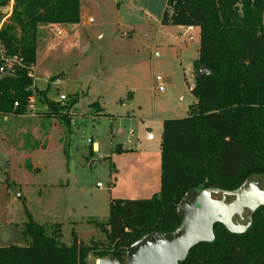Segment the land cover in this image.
I'll use <instances>...</instances> for the list:
<instances>
[{
  "label": "rangeland",
  "instance_id": "rangeland-1",
  "mask_svg": "<svg viewBox=\"0 0 264 264\" xmlns=\"http://www.w3.org/2000/svg\"><path fill=\"white\" fill-rule=\"evenodd\" d=\"M79 5L76 23L37 25L33 65L35 86L48 85L49 98H78L70 130L37 104L34 114L0 116V246L26 245L25 210L39 224L60 223L65 244L71 232L86 243L104 242L90 222L107 219L112 198L158 193L162 121L186 116L195 101L190 63L199 29L161 24L166 0ZM95 101L102 110L91 106ZM258 177L264 187V174ZM245 220L243 214L239 222ZM97 260L87 256L88 264Z\"/></svg>",
  "mask_w": 264,
  "mask_h": 264
},
{
  "label": "trees",
  "instance_id": "trees-1",
  "mask_svg": "<svg viewBox=\"0 0 264 264\" xmlns=\"http://www.w3.org/2000/svg\"><path fill=\"white\" fill-rule=\"evenodd\" d=\"M9 1L0 0V20ZM79 18V0H13L0 37L8 53H19L32 65L37 25ZM160 22L197 27L199 47L192 62L195 101L186 116L162 121L158 193L110 199L107 219L90 222L104 233L102 243H86L71 232L72 241L65 244L60 223L39 224L25 210L21 233L27 243L0 246V264H88L89 254H111L123 263L133 241L179 225L175 207L189 188L231 190L264 174V0H166ZM203 68L208 72L198 74ZM31 84L24 67L0 75V116L26 114ZM48 90L35 86L42 115L70 130V110L78 98L60 102L49 98ZM91 106L102 110L97 101ZM213 233L212 241L191 247L179 264H264V205L244 232L231 233L216 222Z\"/></svg>",
  "mask_w": 264,
  "mask_h": 264
},
{
  "label": "water",
  "instance_id": "water-1",
  "mask_svg": "<svg viewBox=\"0 0 264 264\" xmlns=\"http://www.w3.org/2000/svg\"><path fill=\"white\" fill-rule=\"evenodd\" d=\"M207 72L203 68L197 73ZM258 182L257 176H251L231 190L213 186L189 188L176 204L180 223L174 230L145 233L126 247L123 263L109 254L98 258L97 264H179L191 247L213 240L216 222L231 233L244 232L255 210L264 205V188ZM226 197L230 200L226 201ZM245 209L247 221L240 223L237 220L243 218Z\"/></svg>",
  "mask_w": 264,
  "mask_h": 264
},
{
  "label": "built area",
  "instance_id": "built-area-1",
  "mask_svg": "<svg viewBox=\"0 0 264 264\" xmlns=\"http://www.w3.org/2000/svg\"><path fill=\"white\" fill-rule=\"evenodd\" d=\"M9 13H6V15L3 17L2 21H0V26L1 24L6 20V18L9 17ZM187 30H193L195 27L194 26H186ZM33 65H26L24 63L23 57L19 53H8L2 39L0 37V75L4 74H10L15 71L16 68L19 67H24L26 68L27 75L32 79V84L28 89L31 90V94L27 98V111H33L35 110V105H36V95H35V77L33 74ZM158 80V86L157 89L159 91H163V84H162V79L160 77H156ZM67 100V95L65 94H59L57 101L64 102ZM17 105V102H14V106ZM146 137L148 139L153 138V135L148 131L146 133ZM91 142L90 140H88ZM99 185V184H98Z\"/></svg>",
  "mask_w": 264,
  "mask_h": 264
},
{
  "label": "crops",
  "instance_id": "crops-1",
  "mask_svg": "<svg viewBox=\"0 0 264 264\" xmlns=\"http://www.w3.org/2000/svg\"><path fill=\"white\" fill-rule=\"evenodd\" d=\"M11 2L8 4V11H7V13H9V14H11V7H12V3H13V0H10ZM178 27H180V26H178ZM196 28V27H195ZM194 28V29H195ZM193 29V30H194ZM181 52V51H180ZM194 60V59H193ZM193 60H192V62H193ZM192 62L190 63V69H191V71H192V73L194 74V71H193V68H192ZM24 115H26V114H24ZM24 115H20V116H24ZM9 116H2V118H3V120H6L7 118H8ZM148 139V138H147ZM153 138H151V139H148V140H152ZM122 150H124V147H122L121 145H120V151H122ZM130 150L131 151H133V149H131L130 148ZM134 185V184H133ZM159 186H160V184L158 185V191H159Z\"/></svg>",
  "mask_w": 264,
  "mask_h": 264
},
{
  "label": "flooded vegetation",
  "instance_id": "flooded-vegetation-1",
  "mask_svg": "<svg viewBox=\"0 0 264 264\" xmlns=\"http://www.w3.org/2000/svg\"><path fill=\"white\" fill-rule=\"evenodd\" d=\"M258 177V176H257ZM259 178V177H258ZM258 186L259 187H261V188H264L263 186H262V182H261V179L259 178V182H258ZM230 200V197H226V201H229ZM243 214L245 215V218H246V214H247V210L245 209L244 210V212H243ZM242 214V215H243ZM239 220L241 221V220H243V218L242 219H238L237 221L239 222ZM247 221V218H246V220H245V222ZM245 222H240V223H245Z\"/></svg>",
  "mask_w": 264,
  "mask_h": 264
},
{
  "label": "bare ground",
  "instance_id": "bare-ground-1",
  "mask_svg": "<svg viewBox=\"0 0 264 264\" xmlns=\"http://www.w3.org/2000/svg\"><path fill=\"white\" fill-rule=\"evenodd\" d=\"M96 264H97V262H96Z\"/></svg>",
  "mask_w": 264,
  "mask_h": 264
}]
</instances>
